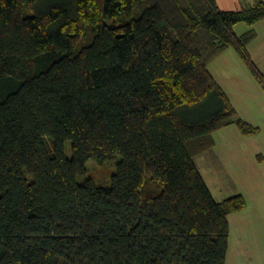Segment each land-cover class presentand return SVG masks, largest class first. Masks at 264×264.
Listing matches in <instances>:
<instances>
[{
    "label": "trees",
    "instance_id": "obj_1",
    "mask_svg": "<svg viewBox=\"0 0 264 264\" xmlns=\"http://www.w3.org/2000/svg\"><path fill=\"white\" fill-rule=\"evenodd\" d=\"M240 1L0 0V264H227L247 200L195 158L260 131L209 69L234 47L264 86L235 31L264 0ZM91 160L116 161L110 185L79 181Z\"/></svg>",
    "mask_w": 264,
    "mask_h": 264
},
{
    "label": "crops",
    "instance_id": "obj_2",
    "mask_svg": "<svg viewBox=\"0 0 264 264\" xmlns=\"http://www.w3.org/2000/svg\"><path fill=\"white\" fill-rule=\"evenodd\" d=\"M233 1L217 0V3L224 10L239 9L238 6L234 7ZM209 69L231 99L238 114L258 126L260 132L264 131L263 125L241 113V108L223 81L216 77L210 67ZM214 139V146L195 158L205 181L218 201L237 193L243 194L247 200L245 209L229 215L227 264H264V159H258L262 150L261 143L254 135L243 134L236 124L217 130ZM207 174L213 177L215 190L209 185Z\"/></svg>",
    "mask_w": 264,
    "mask_h": 264
},
{
    "label": "rangeland",
    "instance_id": "obj_3",
    "mask_svg": "<svg viewBox=\"0 0 264 264\" xmlns=\"http://www.w3.org/2000/svg\"><path fill=\"white\" fill-rule=\"evenodd\" d=\"M253 2V0H248ZM234 7H242L240 0L233 1ZM223 3V2H222ZM224 5V4H223ZM236 9V8H235ZM254 28L255 38L247 43V49L253 63L264 74V20L250 25L241 22L235 26L238 35ZM209 67L214 71L216 77L222 80L226 89L232 94V97L241 108V113L264 126V86L257 78L256 74L249 64L241 57L234 47L228 48L210 61ZM260 141L261 155L258 158L264 159V131L252 134ZM66 153L72 155L71 142L66 144ZM116 161L100 163L91 160L87 163V174L79 176L82 182L85 177H92L97 183L110 185L112 175L116 172ZM212 174V173H211ZM209 185L215 190L214 180L210 174H207Z\"/></svg>",
    "mask_w": 264,
    "mask_h": 264
}]
</instances>
